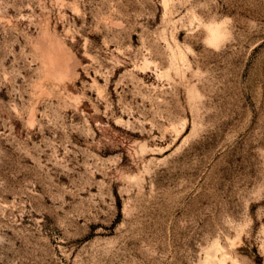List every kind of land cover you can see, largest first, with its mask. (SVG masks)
I'll list each match as a JSON object with an SVG mask.
<instances>
[{
  "label": "rangeland",
  "instance_id": "obj_1",
  "mask_svg": "<svg viewBox=\"0 0 264 264\" xmlns=\"http://www.w3.org/2000/svg\"><path fill=\"white\" fill-rule=\"evenodd\" d=\"M0 264H264V0H0Z\"/></svg>",
  "mask_w": 264,
  "mask_h": 264
},
{
  "label": "bare ground",
  "instance_id": "obj_2",
  "mask_svg": "<svg viewBox=\"0 0 264 264\" xmlns=\"http://www.w3.org/2000/svg\"><path fill=\"white\" fill-rule=\"evenodd\" d=\"M166 1V0H164ZM207 29L208 31L210 32V35H209V40L210 41H213L215 40L219 34H220V31H219V28L217 27V25L215 24H210V25H207ZM43 37V36H42ZM36 49H37V53L42 57L44 58L43 60V66L44 67H53V66H60V67H64L66 68V61L63 62H60V60L53 56L55 53L53 51V48H51L50 46H47V45H44L43 42L41 43V41L38 43V45L36 46ZM53 57H52V56ZM60 58V54L58 53L57 54ZM178 58H182V55L179 53V54H176ZM194 94L191 93V97H193ZM30 117H32V113L30 114Z\"/></svg>",
  "mask_w": 264,
  "mask_h": 264
}]
</instances>
